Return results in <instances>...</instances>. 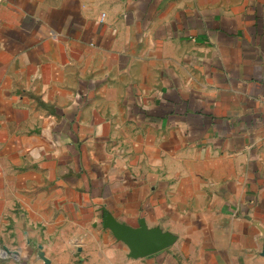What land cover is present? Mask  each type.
I'll list each match as a JSON object with an SVG mask.
<instances>
[{"label":"crops","instance_id":"obj_1","mask_svg":"<svg viewBox=\"0 0 264 264\" xmlns=\"http://www.w3.org/2000/svg\"><path fill=\"white\" fill-rule=\"evenodd\" d=\"M168 233L133 256L107 222ZM0 264H264V0H0Z\"/></svg>","mask_w":264,"mask_h":264},{"label":"water","instance_id":"obj_2","mask_svg":"<svg viewBox=\"0 0 264 264\" xmlns=\"http://www.w3.org/2000/svg\"><path fill=\"white\" fill-rule=\"evenodd\" d=\"M107 225L113 235L129 247L130 254L133 256H144L155 252L167 246L172 240L168 233L147 229L143 224L137 229L109 220Z\"/></svg>","mask_w":264,"mask_h":264},{"label":"built area","instance_id":"obj_3","mask_svg":"<svg viewBox=\"0 0 264 264\" xmlns=\"http://www.w3.org/2000/svg\"><path fill=\"white\" fill-rule=\"evenodd\" d=\"M9 252L10 251L0 246V257L7 255Z\"/></svg>","mask_w":264,"mask_h":264}]
</instances>
